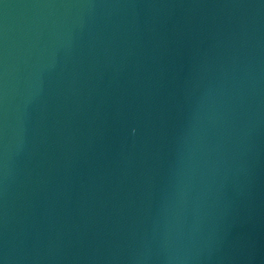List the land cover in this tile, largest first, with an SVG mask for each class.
Here are the masks:
<instances>
[{
    "label": "water",
    "instance_id": "obj_1",
    "mask_svg": "<svg viewBox=\"0 0 264 264\" xmlns=\"http://www.w3.org/2000/svg\"><path fill=\"white\" fill-rule=\"evenodd\" d=\"M0 264H264V0H0Z\"/></svg>",
    "mask_w": 264,
    "mask_h": 264
}]
</instances>
